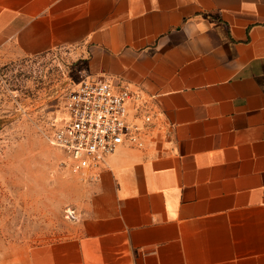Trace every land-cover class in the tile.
I'll list each match as a JSON object with an SVG mask.
<instances>
[{
  "label": "crops",
  "instance_id": "0c3cea01",
  "mask_svg": "<svg viewBox=\"0 0 264 264\" xmlns=\"http://www.w3.org/2000/svg\"><path fill=\"white\" fill-rule=\"evenodd\" d=\"M63 47L141 92L154 135L0 264H264V0H0V57Z\"/></svg>",
  "mask_w": 264,
  "mask_h": 264
},
{
  "label": "rangeland",
  "instance_id": "374dc122",
  "mask_svg": "<svg viewBox=\"0 0 264 264\" xmlns=\"http://www.w3.org/2000/svg\"><path fill=\"white\" fill-rule=\"evenodd\" d=\"M76 58L69 47L0 57L1 254L59 239L78 217L90 174L72 172L47 139V121L80 79Z\"/></svg>",
  "mask_w": 264,
  "mask_h": 264
},
{
  "label": "built area",
  "instance_id": "2783aa9c",
  "mask_svg": "<svg viewBox=\"0 0 264 264\" xmlns=\"http://www.w3.org/2000/svg\"><path fill=\"white\" fill-rule=\"evenodd\" d=\"M78 74V83L64 96L62 113L47 121V139L65 155L72 172L95 178L118 145L144 147L157 115L147 98L127 84L90 78L84 69ZM76 217L75 210L65 211V218Z\"/></svg>",
  "mask_w": 264,
  "mask_h": 264
}]
</instances>
